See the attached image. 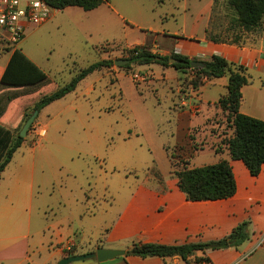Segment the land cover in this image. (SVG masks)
Listing matches in <instances>:
<instances>
[{
    "label": "rangeland",
    "instance_id": "374dc122",
    "mask_svg": "<svg viewBox=\"0 0 264 264\" xmlns=\"http://www.w3.org/2000/svg\"><path fill=\"white\" fill-rule=\"evenodd\" d=\"M115 1L111 0L114 7L102 5L110 19L104 20L100 31L87 42L68 18L71 7L55 13L62 18L61 24H51L41 34L27 32L26 39L16 44L34 53L49 75L47 88L68 83L81 68L101 59L127 58L133 43L151 44L163 51L174 44L167 34L174 37L184 32L201 37L209 29L238 43L264 35V17L253 29L239 27L238 12L229 0L214 1L207 28L213 0H127L131 5L121 8ZM14 45L0 29V65L5 64ZM139 65L121 67L114 63V71L108 72L104 71L108 67H103L102 73L90 75L76 90L41 109L24 144L1 173L0 197L8 200L13 210H5L0 221V238L10 237L0 240V251L10 242L28 241L30 261L37 257L43 261L53 252L50 241L56 237L65 244L67 238L80 241L76 253L88 252L105 242L131 246L138 241L136 235L143 224L140 218L144 217L138 212V204L133 203V196L150 194L153 198L145 203L146 212L157 216V221L169 230L178 224L169 212L176 204L172 201L179 196L193 204L182 197L174 170L182 168L187 159L188 167L221 159L231 162L227 151H216V147L223 148L222 139L233 133L226 113L212 114L206 120L214 109L209 102L212 104L226 92L222 83L208 82L200 92H194L199 96L201 111L190 117L193 124L187 126L177 111L180 98L191 87V72L183 73L170 66L162 73L158 65H153L154 71ZM42 93H35V98L24 102L26 112H32ZM197 121H206L203 129H212V133L200 132L198 128L192 132L190 128ZM40 128L45 129L43 136L38 134ZM203 145L204 149H196ZM236 164L244 172L235 168L239 190L234 202L197 203L201 204L198 214L205 215L197 221L207 219L219 225L204 231L202 236L192 235L191 239H219L246 221L248 238L231 249L241 246L240 251H245L253 246L250 255L264 246V173L253 177L242 161ZM165 189L174 191V199H168V204L160 202L162 197L158 196ZM162 203L169 208L157 215V206ZM234 203L237 211L229 214L227 208ZM207 205L213 206L210 212L205 211ZM129 224L134 228L127 230V236L121 232ZM188 231L193 232L194 227ZM225 250L208 249L205 254L216 259ZM189 263L196 264L194 259Z\"/></svg>",
    "mask_w": 264,
    "mask_h": 264
},
{
    "label": "trees",
    "instance_id": "16d2710c",
    "mask_svg": "<svg viewBox=\"0 0 264 264\" xmlns=\"http://www.w3.org/2000/svg\"><path fill=\"white\" fill-rule=\"evenodd\" d=\"M44 1L52 8L57 9H64L68 6H80L85 10H91L109 0ZM229 4L238 12L239 17L236 25L244 29L250 30L257 27L264 17V0H229ZM207 32L208 37L214 41L238 43L234 39L221 38L220 35L213 34L209 29ZM11 49L12 53L0 82V87L12 88V90L0 94V117L7 111L8 105L14 102L6 121L18 111L21 107L20 105H24L26 100L29 101L35 98V93L40 94L45 91V87L47 88L50 83L45 70L32 61L21 48L14 46ZM127 58L130 60L129 63L121 65V67H129L133 63L140 65L158 63L165 67L172 66L183 73L191 72L192 76L188 80V84L195 90L199 89L207 79L229 74L227 92L219 98L217 105L226 113V119L233 126V133L222 139V145L228 148L232 159H239L244 162L251 175L257 176L261 172L264 165V120L240 111L242 87L249 81L243 65L230 62L218 54H213L206 60H200L196 57L192 58L175 51L170 54H161L152 51L147 45H135L128 48ZM171 59H175V61L172 62ZM114 60L106 58L91 63L81 68L68 83L58 87L47 88L49 90L43 92L41 97L34 102L32 112L35 109L40 111L52 101L62 98L74 90L77 84L91 72L103 67L113 66ZM192 61H202L204 64L202 66H192ZM262 84L264 85V77ZM32 112H25L21 122L11 125L12 127L0 122V176L1 172L11 161L15 151L27 139L20 135V130ZM203 147L204 145L201 146V148ZM221 150L216 147V151ZM180 161L183 162L184 160L180 159ZM188 161L187 159L183 162L182 168L174 170L178 177V185L186 194L187 199L193 201L226 199L236 193L237 181L230 161L221 159L216 163L198 167H188ZM246 228L247 222L245 221L234 227L228 235L206 242L163 244L135 241L127 250V253L142 257L177 255L188 264H190L191 259H194L196 264H203L204 262H209L210 258L206 256L193 257L196 251L238 246L248 238ZM69 254L75 253L72 250Z\"/></svg>",
    "mask_w": 264,
    "mask_h": 264
},
{
    "label": "crops",
    "instance_id": "0c3cea01",
    "mask_svg": "<svg viewBox=\"0 0 264 264\" xmlns=\"http://www.w3.org/2000/svg\"><path fill=\"white\" fill-rule=\"evenodd\" d=\"M157 1L161 3V2H164L165 0H157ZM214 1L215 0H213V2H212V8H211L212 10H211V13L209 14V16L207 18L205 28H207L209 23H210L212 11H213V6H214ZM116 2L118 4V6H120V8L123 5H127V6L131 5V3L127 0H116L115 3ZM104 4L105 5H111L112 7H114L111 0H109L108 2L103 3L100 6L94 8V9H91V10H85L80 6H68V7L64 8V10H65V9L73 7V8H71L73 10L68 13V18L74 23L78 33H80L82 35V37L84 38V40L86 42L89 40V38H92L95 33H98L100 31L99 26L104 24V22H103L104 20L107 21L110 19L109 14L106 13V11L102 9V5H104ZM123 8L126 9V7H123ZM62 10L63 9L52 8V14H51L50 19H48L47 21H45L39 25H28L23 38L18 43L23 42L29 34L35 32V31H39L38 33L41 34V33H43L42 30L47 28L49 25L55 24V23L61 24L62 18L60 16L57 17L55 15V13L56 12L61 13ZM115 12H119V9L115 8ZM106 25H108V23ZM167 37L173 38V40L171 39V42L174 41V44L172 46H170L169 48L164 49L163 51H158L156 46H153V45L147 44V43L146 44L133 43L131 46H129V48L133 47L135 45H147L152 49V51L158 52L161 54H168V52L171 53L172 51H175V52H178L181 54L188 55L192 58L196 57L200 60H206V59H209L213 54H218V55L225 57L230 62H233L237 65H239V64L243 65L245 67L246 74L249 77V81L247 84H245L242 87L240 111L242 113L247 114V115H250V116L264 120V85L262 84V79L264 77V35L263 36H256L255 38L249 39V40L242 42V43L214 41L208 37L206 29H205V31L201 37H197L196 35L187 34L184 32L181 35H177L174 37L167 34ZM16 44L14 45L15 47H16ZM22 51L32 61H34L37 65L40 66V63L35 58V55L33 52L28 53L24 49H22ZM8 53H9V55L7 57L5 64L0 65V82H1L2 75L5 71L6 65L10 59L12 49L9 50ZM153 65H158L159 67H161L162 73H165L166 69L168 68V67H165V66L158 64V63L142 64L139 66L152 67L149 69H153L154 68ZM40 67L42 69H44L42 66H40ZM113 69H114V67H108V68L104 69V71H106V72L114 71ZM102 71H103L102 69L95 70L94 72H92L91 74H89L85 78H83L81 81L85 80L90 75H95V73H98V72L102 73ZM153 71H154V69H153ZM48 78H49V75H48ZM213 81L221 82L222 83L221 85L225 88V90L227 92V84L229 81V74H226V75L221 76V77H213V78L207 79L204 84H206L208 82H213ZM79 83L77 84L76 88L78 87ZM76 88L74 90H76ZM200 88L195 90V89H193V87H190L188 89L189 92L185 96H182L180 98L181 102H180V105L178 107L179 109L177 111V114H178V118H180V120L183 121L184 124L187 126H189V124H193L192 120L189 121L190 117H196L198 115V113L201 111L200 104L197 103L199 96H198V94L197 95L194 94V92H200ZM8 90H12V88L0 87V94H3L5 92H7ZM74 90H72V91H74ZM226 92H225V94H226ZM69 93H71V91ZM69 93H67V94H69ZM56 100H58V99H56ZM218 100L219 99L214 101L212 104H210L211 102L208 101L209 105H212L214 107V109H213V111H211V113L206 118L207 122H208V118L212 114H216V113L222 111L221 108L217 105ZM13 103L14 102H11L8 105L7 111L4 113V115L2 117H0V122L3 123L4 125L8 126V127H12L11 125L21 122V120L23 119V116L26 112L25 109H26L27 105H25V104L20 105L21 107L18 109V111L16 113H14L11 117L9 116L10 119L6 121L8 114L10 113V108L12 107ZM40 112H41V110L39 111V114H40ZM37 117H36V119H37ZM200 121H197L196 125H192V128H190L192 130V132H193V128H198V130L200 132H203V133L209 132V134L212 133V129H210L211 131L209 129L208 130L203 129L205 127V124H207V122L205 121V122L200 123ZM214 138H216V140L219 139L215 135H214ZM204 147H205V145H204ZM204 147L203 148L200 147L199 149L202 150V149H204ZM223 151L224 152L227 151L229 153V150L225 145H223V148L220 152H223ZM229 156L231 157V155H229ZM230 159H231L230 163L232 165V168H233V171H234V174L236 177V181H237L236 193L232 197H229L226 199L193 201V200L187 199L186 194L180 189V187L178 185V180H177L176 183H177L179 190L181 191V195L183 194L182 197L185 199V201H189L193 204H187L179 196H177L176 200L172 201L176 204H174L170 207L169 212H170V214H172L174 216L175 219L178 220V224L172 226L169 230H166L164 228L161 221H157L158 220L157 216H153L154 214H150L148 211L146 212L147 208H146L145 203H149L150 200H152V198H153L152 196H150V194L149 195L133 196L132 201H133V203L138 204V208H139L138 212L140 214H144V217L140 218L141 223H143L142 226L139 228L138 222L136 224L137 227L140 229V233L138 235H136L138 238V241L156 242V243H163V244H181V243L197 242L196 239H191L192 235L195 237L202 236V235H204L203 234L204 231L212 230V229H214V227L219 225V224L209 222L207 219L197 221V219H202L205 216L204 214H198V210H199V207L201 204H197V203H207L210 201H216V202L219 201L221 203L232 204L234 202V200L237 196L238 190H239V183H238V178L236 176L235 168H237V170L241 171V172H244V170L239 164H236L237 161H242V160L232 159V158H230ZM242 163L244 164L243 161H242ZM262 173H264V165L262 167L261 172L257 176L259 177ZM250 175H251V173H250ZM251 176H253V175H251ZM257 176H253V177H257ZM0 178H1V176H0ZM244 178H246V176ZM173 192L174 191L172 189L163 190L162 194L158 195V196L162 197L160 202H165L168 204V201H167L168 199L169 200L174 199ZM0 196H1V193H0ZM156 196L157 195H154V197H156ZM11 197H12V194H11ZM167 204L162 203V204L157 206V212H158L157 215L162 214L163 212H165V210L167 208H169V205H167ZM212 208H213L212 205H207V206H205V211L210 212ZM5 210L12 211L13 208L8 204V200H5L4 197H0V221L2 220L3 212ZM227 210L229 211V214H230V212H233V213L236 212L237 211V203H234L233 207H229V208H227ZM191 223H193V224H191ZM127 226L128 227H125L121 233H126L127 236H129V234L127 233V230L129 232L132 228H134V225L129 224ZM182 226H183V231H182ZM191 226L194 227L193 232L188 231V229ZM183 234H185L184 237H182ZM222 234H225V233L223 232ZM209 237H211V236H208L206 238H209ZM9 238H10L9 236H3L0 238V240L4 241V240L9 239ZM167 238H170V239H167ZM51 239H52V237H51ZM79 242L80 241H77V239L70 240V238H67V242L65 244L62 240H60L59 238L56 237L54 242L50 241L51 246L53 248V252H51L50 256L43 261H39L38 257L30 261V251H31L30 242L26 241L25 244H23L24 241L23 242H10L9 244H7L6 247H4L0 251V264H26V263L27 264H54L63 256L68 255L70 253V251H72V250L74 251V253L79 252L77 249ZM133 242H135V241H133ZM122 244H124V243L122 242ZM95 246L96 247L89 249V251L95 250L99 246H103V247H108V248H124L126 250V254L120 255V256H117L113 259H109V260L102 261V262H99L98 260H96V258H88V259H85L83 262H79V263H73L72 262L70 264H188L185 260H183L180 256H177V255L166 256V257H161V256L142 257V256L135 255V254H128L127 250L132 246V244H131V246H127L126 244L122 246V245H112L111 243L106 244V242H105V243L98 244ZM69 247H71V249H69ZM239 247L240 248H237L235 250L231 249L232 246L227 247V250H225L227 252H225L221 257H217L216 259L211 258L209 255L205 254V252L208 249L205 251H202V250L196 251L194 253L193 257H205L206 256V257L210 258L209 262H204L203 264H264V246L257 249L255 252L251 253L250 255L248 253L252 250L253 246L248 247L249 249L247 248V249H245V251L244 250L240 251L241 246H239ZM220 249H226V248H220ZM232 251L237 252V254L234 255L235 252H232ZM221 259H223V260H221Z\"/></svg>",
    "mask_w": 264,
    "mask_h": 264
},
{
    "label": "built area",
    "instance_id": "2783aa9c",
    "mask_svg": "<svg viewBox=\"0 0 264 264\" xmlns=\"http://www.w3.org/2000/svg\"><path fill=\"white\" fill-rule=\"evenodd\" d=\"M51 14L52 7L44 0H0V29L16 44L23 38L28 25L42 24ZM38 134L43 136L45 129H38Z\"/></svg>",
    "mask_w": 264,
    "mask_h": 264
},
{
    "label": "water",
    "instance_id": "95a60500",
    "mask_svg": "<svg viewBox=\"0 0 264 264\" xmlns=\"http://www.w3.org/2000/svg\"><path fill=\"white\" fill-rule=\"evenodd\" d=\"M128 58H117L114 60L115 64L124 65L126 63H129ZM171 61H175V59H171ZM204 63L202 61H192V66H202ZM39 114V110L35 109L32 114L26 119L24 122L21 130L20 135L23 137H26L28 134V130L30 129L32 123L36 119V117ZM126 254L125 249H119V248H108V247H102L99 246L95 250L84 252V253H75V254H68L66 256H63L60 258L57 262L54 264H70L74 261H81L88 258H96L99 262L106 261L109 259H113L117 256Z\"/></svg>",
    "mask_w": 264,
    "mask_h": 264
}]
</instances>
